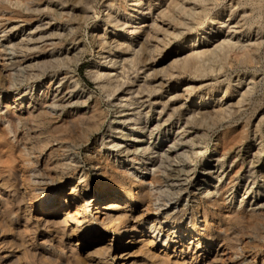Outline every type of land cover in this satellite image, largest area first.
<instances>
[{
    "label": "rangeland",
    "instance_id": "374dc122",
    "mask_svg": "<svg viewBox=\"0 0 264 264\" xmlns=\"http://www.w3.org/2000/svg\"><path fill=\"white\" fill-rule=\"evenodd\" d=\"M177 2L178 5L172 7L169 0H97L95 2L97 9L85 10L81 4L71 0H0V125H3L2 117L8 115L5 111L6 106L18 104L19 101L25 106L29 102L30 95L33 96L30 103L43 99L62 100L71 110L70 115L85 111L86 107H91L97 102L104 116L102 125L95 132L84 130V123L73 120L65 122L63 117L52 120L43 129L44 134L50 135L51 139L46 145L41 141L37 146L35 145L40 150V156L38 167L33 168V172L39 178L37 180L44 179L46 185L41 184L40 187H51L48 189L50 194L48 197L53 195L54 197L49 204L45 201L47 195L42 197L43 190H38V185L28 184L27 180H23L21 170L27 171L34 166H24L21 163L25 155L21 156L17 152L16 148L20 147L8 143L0 144L1 149L4 147L2 151L0 149V264H180V261L176 263L175 260L184 257L187 262L190 260L191 255L187 254L185 245L181 246V242L174 244L178 240L173 234L166 236V227L157 234L156 232L153 234L152 230L147 228L151 235L139 233V228L135 230V234L122 229L94 233L90 218L82 219L85 213L79 210L78 202L85 194H90L94 199L102 195L103 187H115L119 184L108 174L101 173L97 164L89 161L91 157L89 153L94 148H100L102 155L107 154L117 171L129 174L126 181L141 179L143 183L148 184L154 177L151 190L154 198L157 196L154 206L158 205L159 209H168L172 212H177L179 207L183 208L182 222L188 227L202 228L199 225L202 220L203 204L209 219L215 217L211 225L208 224L201 230L204 233L206 230L216 229L218 237L207 246L213 251L198 253L200 255L197 259L196 253L191 264H202L200 259L209 256L211 261L207 264H264V176H262L264 175V0H177ZM180 7L190 8L194 12V18L187 17V25L173 21L170 17L173 11L178 13L176 10ZM109 12L120 20L128 19L137 23L142 21L140 25L145 26H150L152 22L156 24V33L149 44L158 45L160 51L149 60L150 62L131 67L129 59L134 50L130 48L123 52L116 51L113 40L108 36L115 30L106 22ZM184 16L180 15L182 18ZM214 17L217 19L213 23L211 19ZM105 28L103 39L107 42L100 40ZM188 31L189 41H187L188 36L186 37ZM114 32L119 42L131 43L136 37L134 32L122 26H118ZM191 35L195 37L194 44L190 43L193 37ZM206 36H210L208 40L205 39ZM228 41L234 46L228 52L233 65L227 63L220 69L214 66L212 71L204 75H198L194 71L171 69L173 74L166 83L171 91L180 95V98L164 103L169 91L152 93L150 96L144 91L139 95L130 93L128 96V91L132 92L139 87L140 81L141 84L144 82L142 79L155 84L153 68L160 72L190 53L209 51L218 44ZM258 41L263 42L260 63L239 64L238 55L247 47H253ZM25 43L33 46L31 50L18 52L15 44ZM131 47L137 49L139 46L137 44ZM108 50L109 53L111 52L110 56L115 53L119 58L116 57L118 61L114 71L118 70L120 80L122 79L125 84L133 81L131 89L123 85L113 95H108L101 91V87L90 76V71L99 70L97 61L104 60L101 57L106 55ZM256 69L260 70L255 71ZM178 72H181L179 76ZM257 80L260 81L256 83ZM63 83L69 86L64 93H61ZM17 92L24 96L13 103L11 101ZM59 96L63 98L59 99ZM129 98L133 100L136 98L139 102L126 105L123 101H131ZM207 98L210 100L209 103L200 106L203 105L200 101ZM199 110L207 111V115H212L215 110L220 114L207 129L204 128V123L198 122L197 117L186 122V118L190 115L198 116ZM227 110H230L229 114L225 112ZM138 117L140 121L137 120ZM122 118L125 119V124L119 122ZM149 123L153 126L151 124L148 126ZM138 124L147 126L139 128ZM240 128L246 132L247 142L235 145V151L251 154L254 149L258 150L260 159L254 165L242 160L235 152L222 156L218 154L222 133ZM143 138L144 140L141 141L140 139ZM193 140L198 145H192V148L199 150V153H194L197 159L189 155L178 161L177 158L176 160L173 158V163H166L163 171L160 169L157 176L151 175L155 171L151 166L142 169L143 164H148L149 158L155 157L158 151L172 156L183 150L189 152L190 141ZM112 141L120 143L115 147L112 146ZM147 145L154 148L152 154L147 153V149L141 148ZM72 152L74 154L70 155ZM126 152L130 153L128 157L121 156ZM13 154L14 157H20L19 162L12 161ZM9 162L17 165L16 170L19 174L12 175V178L17 177L11 181L16 180L21 190L25 191L22 195L14 192L13 188L2 185V177ZM58 162L74 165V176L66 173L61 180L59 173L55 171ZM185 162L188 163L187 168L190 171L186 180H182V175L179 174L187 170L181 165ZM205 166L213 172L208 177L206 185H203L209 192L201 193L199 187L204 182L201 178H206L201 176V172ZM180 169L183 172L179 171ZM78 175H82L85 182L79 183ZM178 176L181 180L174 181ZM51 181L57 183L52 182L53 185H49ZM70 182H74V185L79 183L75 192L70 185H66ZM83 185L85 188L82 192ZM180 186L183 189L178 192ZM132 188L133 191H137V186ZM73 192L75 195L72 194ZM109 193L113 192L110 190ZM20 196L24 199L20 200ZM215 200L217 202H214ZM143 204L135 202L132 206L135 208V215L140 216L139 225L146 228L151 224L155 209L153 207L151 211L145 212ZM95 206L98 205L90 204V210L87 212L91 211V208L92 211H97ZM232 209L235 210V214H240L238 218L233 219L232 215L228 216ZM252 209L256 210V213L249 216V211ZM67 210L75 218L85 221L86 225L80 231L74 228L70 234L67 232L61 235L56 230V226L49 221L51 218H59L62 211ZM29 211L31 212L27 220L24 215ZM193 219L196 223L195 227L190 222ZM130 225L131 222L129 227ZM18 228L20 231L17 230ZM60 235L62 238L59 240L57 236ZM149 236H153L155 243L147 245L148 251L145 242ZM132 237V243L128 246L130 254L125 261H122L124 256L121 251L124 243ZM164 239L169 240L165 246H163ZM67 244L74 245V250H71ZM217 246H219L218 250L214 251ZM178 251L184 253L181 255ZM71 252L74 253L73 256ZM163 254L168 255L167 261L159 257ZM215 254L218 255L216 260L212 259Z\"/></svg>",
    "mask_w": 264,
    "mask_h": 264
},
{
    "label": "bare ground",
    "instance_id": "6f19581e",
    "mask_svg": "<svg viewBox=\"0 0 264 264\" xmlns=\"http://www.w3.org/2000/svg\"><path fill=\"white\" fill-rule=\"evenodd\" d=\"M71 1H73L76 4L77 3L81 4V6L84 7L85 10H87L89 8L90 9L91 8H96L95 7V2L97 0H71ZM169 2L172 3V7H175L176 5H178L177 0H169ZM28 7H30V6H28ZM84 8H82V9H84ZM176 11H178V13ZM176 11H175L176 13H174V11H173V13H171L170 17H171V19H173V21L175 20V21H177V22H179L181 24H186L187 25L188 24V21H186L187 17H191V18L195 17L194 16V12L190 8H186L185 9L184 7H180ZM85 13H86V11H85ZM93 13H95V12H93ZM263 13H264V9H263ZM141 14H145V13H141ZM181 14H183L185 16L182 18V17H180ZM106 18H107L106 22L110 23L112 25L111 29H115L108 36H109L110 40H113L112 41V43L114 44L113 47L116 49V51L117 52H123V51H126L127 49H130V48H131V50H134L132 52V54H131L130 59H129L131 67L132 66L137 67V64H140V63H143V62H145V64H146L151 58H154L155 55L160 51V47L158 45L149 44V42L151 41V38H153L154 34L156 33V26H155L156 24L154 22H152L150 24V26L148 25L150 27L148 29V26L140 25L142 21L140 23H137V22H130L128 19L120 20L119 17H117L116 15L111 14L110 12L107 14ZM215 19H217V18L214 17V18L211 19L213 23L215 22L214 21ZM118 26H122V28L128 29L131 32L135 33L136 37H134V39L132 40L133 42H131V43H127V42L125 43V41L119 42V40H118L119 38L117 39L116 36L114 35L116 33L114 31H116V28ZM105 30H106V28L104 29V35H100V40H105V39H103L105 37V33H106ZM68 35H69V33H68ZM188 35H189V31L186 33V37ZM56 36H58V34ZM191 36H193V37L190 39V43L194 44V38L195 37H194V35H191ZM208 37H210V36H206L205 39L208 40ZM187 41H189V36L187 37ZM263 42H264V39H263ZM97 43H98V41H97ZM262 43H261V41H258V43L253 44V47L249 48L250 47L249 46L246 49H244L238 55V56H240V58L238 59V63L239 64H243V65H249V64H251L253 62L254 63H260V56L262 55V48H261L262 47L261 46ZM137 44L139 46V47H137V49H133L131 47L132 45H137ZM32 47L29 46L28 43L18 44V45L15 44V48H17L18 52H22V51L26 52L27 50H31ZM233 47L234 46L232 45V43H230L228 41L227 43L225 42V43L218 44L214 49L209 50V51L190 53V55H188L187 57H184L182 60L177 61L175 64L171 63L169 66H167L166 68H164L160 72L156 68L152 67L154 70L152 69L153 72L152 71L151 72L153 73L152 74L154 76L153 77V81L155 82V84H151V82L148 83V81L146 82V79L145 80L142 79L144 82L142 81L143 83L141 84V81H140V85H139V87L137 89H134L132 92L128 91L129 92L128 96H129L130 93L131 94H135V95H139V94L143 93L144 91L148 92L147 96H150V94H152V93L160 94L161 92L169 91L168 96H166L165 100L163 101L164 103H166L168 101H171L172 99L173 100L176 99V98L178 99V98H180V95L178 93H175V91H171L172 89L170 87H168V85L166 83V81L169 80L170 77L173 74V71L171 69L177 68V69H181V70H184V71H194V72L198 73V75H204L205 73H208L209 71H212L214 66H215V68H217V69L219 68L220 69V68H223L227 63H229L230 65H233V60H232V58H230L231 56H229V53H228L229 51H231L233 49ZM105 50H106V48H105ZM110 53H109V50H108L107 53H105L106 55L101 57L104 60H98L97 61V67L100 66V68H99V70L94 69V70L90 71V76L101 87V89H102L101 91H104V93L106 92L108 95H113V93H115L118 90H120V88L123 85H126V86L129 87L128 89H131V86L133 85V81L130 80L131 81L130 82L128 80L130 83L129 84L128 83L125 84V82L122 81V79L120 80L121 77L119 78V73H117L118 70L114 71L115 68H117L115 66H116V63L118 61L117 60L118 57L115 55L114 52H113L114 54L112 56H110L111 55ZM128 56H126V58ZM107 57H109L108 60H106ZM76 59H77V57H76ZM77 61H78V59H77ZM77 61L75 60V62H77ZM10 64H12V62ZM128 64H129V62H128ZM123 65H125V64H123ZM120 67H121V65H120ZM74 68H75V66H74ZM123 68H124V66H123ZM258 70H260V69H256L255 71H258ZM74 72H76V71H74ZM180 74H181V72H178V76ZM263 74H264V71H263ZM263 77H264V75H263ZM126 79H127V77H126ZM259 81L260 80H257L256 83H258ZM65 84L66 83H63V85H62L63 87L61 88V91H60L61 93H64V91L68 89L69 85L67 86ZM22 96H24V95L20 94L19 92H17L14 95L13 101H11V102L14 103L15 100L20 99ZM31 98H33L32 95H30V97L28 98L29 102H27V105H25V106L22 105L21 101H19L18 104H13L11 106L8 104L6 106L5 111L8 112V115L2 117L3 125H0V144L8 143L10 145H13V146L17 145V147H20V148H16V150H18L17 152L19 154H21V156L23 154L25 155V157H24V159L22 160L21 163L24 166H26V165L27 166H30V165L34 166V167H31V169H28L27 171L21 170V173L23 171V173H22L23 180H27L28 184L38 185L37 186L38 190L39 189L43 190V193L41 194L42 197L44 195L45 196L47 195L45 201L47 202V204H49L52 201L53 197H54V195L48 197L50 195L48 193V189L51 188V187L50 186H48L47 188H46V186L45 187H40L41 184H45L44 183V179L37 180L39 178H37L36 175L33 172L34 171L33 168H37L38 167L39 156H40V150L37 149L38 147H36L37 143L39 141H41V142H43V145H46L51 139L50 135L44 134L43 129L46 127L47 124H50L52 120H54V119L56 120L57 118L61 119V117H63V119H65V122H72V120L73 121H78L80 123H84V128H85L84 130L88 129V130H91V131L95 132L102 125V123L104 121V116H103V111L98 106L97 102H94L93 106H91V107H88V108L86 107L85 111L72 113L70 115L71 112L69 113V111H71V110H69L67 108V105L64 102H62V100H45V99H43V100H39L38 102L30 103ZM58 98L62 99L63 97L59 96ZM129 99H131V101H126L125 100L123 102L126 103V105L127 104H133L134 105V104H137L139 102V101H136V98H134V100L132 98H129ZM209 101H210L209 98L205 99L204 101L201 100L200 103L203 104V105H200V106H206V103L207 102L209 103ZM127 108H128V106H127ZM131 108H132V106H131ZM137 108H139V107H137ZM132 109H134V108H132ZM137 110L139 111V109H137ZM225 112H227L229 114L230 110H227ZM190 113H192V112H190ZM197 113L199 114L198 116H195V114H194V115H190L189 118H186V122L188 121V119H195L197 117L198 118V122L204 123V128L205 129H207V127L211 126L209 124L212 123L213 121H215L216 117L220 114L219 111H217V110L213 111L212 115H210V114L207 115L206 114L207 111H205V110L204 111L203 110H199V111H197ZM138 116H139V114H138ZM129 117H131V116H129ZM129 117L127 119H129ZM137 120L140 121V117H138ZM183 120H184V118H183ZM124 121H125V119L122 118V120H120L119 122H121L123 124ZM144 122H146V121H144ZM150 124L151 123H149L148 126H150ZM199 125H202V124L199 123ZM146 126L147 125H145V124H143V125L142 124H138L139 128L146 127ZM151 131H150V134L152 133ZM221 136H222V138H221V141H220V144H219V148L217 149L218 154L220 156L228 155V154H231V153L235 152V154L240 155L242 160L248 161V164L250 163L251 165H254V163H257L259 161L260 153H259L258 150L254 149V151L251 154H248V153H246L244 151H240V150H239L240 152H238V150L235 151V145H237V144L238 145H242L243 143L247 142L246 132L243 129L240 128V129H236V130H233V131H230V130L224 131ZM140 140L142 141V140H144V138L140 139ZM113 141H112V146H115V147L118 146L119 143H120V142H117V141L114 143ZM196 141H197V139H196ZM173 142H174V140H173ZM190 142H191L190 143L191 144L190 145L191 148H189L190 149L189 152L183 150V151H181L179 153H176L175 155L172 156V155H169L168 153H165L163 151H158V153L155 155V157L149 158V163L148 164H146V165L143 164V168L142 169L144 170V169L147 168V166H151V167H153V169H155V171L152 172L151 175H153V176L156 175L157 176V173H159L160 169L163 171V169L165 168V164L168 163V162H172L173 158L174 159L177 158V160L175 159L176 161L180 160V158L184 159L187 155L192 156L193 159L196 158L194 153H196V154L199 153V150L198 149H194L195 147L192 148V145L196 144L194 140L190 141ZM196 146H198V145L196 144ZM236 147H238V146H236ZM141 148L144 149V150L147 149V153H151V154L155 151L154 148H150V146H148V145H147V147L144 146V147H141ZM3 149H4V147H3ZM3 149H1V151ZM73 154H74V152L70 153V155H73ZM102 154L100 152V148L99 149H97V148L92 149L91 152L89 153V157L91 156L89 158V161L94 163V164H97L99 170L101 171V173L108 174L109 176L114 178L116 180V182H118L119 184L117 186H115V187L114 186L103 187L102 195H99L97 198H94V199H93V197L90 196V194H85L83 197H81L80 202H78V205H79V208H80L79 210H81L82 212H84L86 214V215L84 214L82 216V219L86 218V217L90 218V220H91L90 223H92V226L94 228V233L95 234H99L102 231H108V230L119 231L120 229H122L123 231H129L130 234H135L136 233L135 230L138 229V228L140 229L139 233L150 234L152 232L153 234H155V232H156V234H157V233H159V231L161 232L163 230V228L166 227V231H167L166 236H169V235L173 234V236L178 240L177 242H174V244H177V243L181 242V246L185 245L187 254L191 255V258H189L190 260L188 262L186 261L185 257L184 258H180L179 260L178 259L175 260L176 263L178 261H180V264H186V263L187 264H191V262L195 259L194 255L196 253L197 254L195 256H196V259H197V257H199V255H200L198 253H208L210 251H213V250H211V248L208 249L207 246L210 245L212 243V241L215 240L218 237V235L215 232L216 229L208 230V231L206 230L204 233L201 230L206 228L208 226V224L211 225L212 224L211 222H212V220L215 217L212 216V220L209 219V216L206 213V207L204 206V204L202 205V207H203L202 220L200 221V225H199L200 227L202 226V228H198V226L195 229L194 228H190V227H188L186 224H184L182 222V220H183V218H182L183 208L179 207L177 209V212H175V211L172 212V211H170L168 209H166V210L165 209L163 210L161 208L159 209L158 205L154 206V205H156L154 203V200L157 197L156 196L154 198V194L151 191L152 190V184L154 183V177H153L152 180H150L148 182V184L143 183V181L141 179H138V180L137 179H131V180H129L130 182L126 181V179H128V177H129V174L126 173V172L120 171V170L117 171L115 164L109 158V156L107 154H105V153H104V155H102ZM201 154H202V152H201ZM129 155H130V153L126 152L125 154H122L121 156H127L128 157ZM14 156L15 155L13 154L12 161L13 162H19L20 157L17 158V157H14ZM13 162H9L6 165V170L4 172L5 174L2 177V181H3L2 185H4V186L6 185L7 187L13 188L14 192L22 195V193H24L25 191L23 192L21 190V188L19 187V185L16 182V180H13V182L11 181L12 179H16V177H17L16 176V177L12 178V175L19 174L17 172L18 170H16V166L17 165L15 163H13ZM183 162H184V160H183ZM181 165L185 166L186 168L188 167V163L187 162H185V163H183ZM74 169H75L74 165L70 166V165H68L66 163H60V162H58L56 164V166H55V171L57 173H59V175H60L59 178H61V180H62V178H64L66 173H67V175L74 176V174H73V170ZM179 171L183 172L182 169H180ZM188 171H190V170L187 168V170H185L184 173L179 174V176L182 175L181 176L182 180H186V177L188 175L187 174ZM212 172L213 171H210L208 169V166H205L202 169L201 176L202 177H206L207 179L206 178L205 179L201 178L202 181L204 180V182H202L200 184L201 186L199 187V189L201 190L200 191L201 193L204 192V191L209 192L208 188L207 187H203V185L206 183V181H208V177H210V175H212ZM38 173L41 174V175L44 174V172H38ZM83 174H85V173H83ZM216 175H219V174H216ZM179 176L174 181H180L181 178H179ZM262 176H264V175L262 174ZM77 177H78V182L79 183L80 182H85V179L82 178L83 177L82 175H78ZM106 180H107V178H106ZM52 182L53 181H51V183L49 182V185H53V183L54 184L57 183L56 181L53 182V183ZM79 183H75L76 185H74V182H70L69 184H66V185H70L72 191H74ZM133 186H137V191H133V188H132ZM84 188H85L84 185L81 186L82 192H83ZM182 189H183L182 186H180L177 190H179L178 192H180ZM110 190L113 193H109ZM74 192L72 194H74ZM19 199L23 200L24 198H23V196H20ZM135 202L144 203L143 204V209L145 210V212L151 211L152 208L154 207L153 209H155V211H154V213L152 215L153 219H152L151 224L149 225V227L144 228L143 226L139 225L140 216L139 215H135L136 214L135 211H134L135 208L132 206L133 203H135ZM214 202H217V200H215ZM27 203H28V200H27ZM92 203H94L95 205H98V206H95L97 211H92V208H91V211L87 212V210H90V204H92ZM255 204H257V202H255ZM260 206H262V205H260ZM23 207H24V205H23ZM15 209H16V207H15ZM30 212L31 211H29V213H26V214L24 213L25 214L24 216L26 217L27 220L29 219ZM95 212H97V214H95ZM249 213H250L249 216H251L252 214L256 213V210L252 209V210L249 211ZM231 215L233 216V219H235V218H238L239 217L238 215H240V214H235V210L232 209L231 214H229L228 216L230 217ZM58 217L59 218H55V219L51 218V220L49 222L56 226V230H58L61 235H65L64 233H67V232H69V234H70L71 232L74 231V228H77V230L80 231L82 229V227H84V225H86L85 221H83L82 219L79 220L77 217L75 218L74 215L70 214L69 210L64 211V212L62 211L61 216H58ZM132 219H134V221ZM32 221H34V220H32ZM130 222H131V225L129 227ZM190 222H192L191 225L193 227L196 226V223L194 222V219L191 220ZM28 225H29V223H28ZM147 228L152 230V231L148 232ZM17 230H19V228ZM42 235H43V233H42ZM61 235L57 236L59 240L62 238ZM133 237L130 238V240H128V241H126L124 243L123 249L121 251L122 256H124L122 261H125L127 259L126 258L127 255L130 254L129 250H128V246H129V244L132 243ZM157 238H158V235H157ZM233 238L238 240L236 237H233ZM147 239H146L147 241L145 242V244H146L145 247L149 251V248H148L147 245L150 246V244L152 242L155 243V239L153 238V236H149ZM167 240L168 239H164L163 246L167 245V242L169 241V240L168 241ZM184 240H186V241H184ZM76 242H78V241H76ZM76 242H75V244H76ZM68 246L71 248V250H74V245L72 246L70 244ZM218 247L219 246H217L214 251H217ZM26 248H28V247H26ZM31 249H30V251H31ZM180 250H182V249L180 248ZM219 250H221V249H219ZM178 253H180L182 255V253H184V251H178ZM46 254H49V253H46ZM166 254L165 255L163 254L162 256H159V257L163 261H167L169 257ZM71 255L73 256L74 253L71 252ZM158 255H159V253H158ZM72 256H70V257H72ZM219 256H221V255H219ZM209 257L201 258L200 262L202 264H207L209 261H211V260H209ZM217 258H218V255L215 254L212 259L216 260ZM22 259H23V257H22ZM24 259H25V257H24ZM161 263H163V262H161ZM165 263H167V262H165Z\"/></svg>",
    "mask_w": 264,
    "mask_h": 264
}]
</instances>
